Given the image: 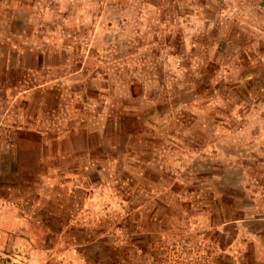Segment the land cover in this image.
I'll return each instance as SVG.
<instances>
[{
  "label": "rangeland",
  "instance_id": "obj_1",
  "mask_svg": "<svg viewBox=\"0 0 264 264\" xmlns=\"http://www.w3.org/2000/svg\"><path fill=\"white\" fill-rule=\"evenodd\" d=\"M0 264H264V0H0Z\"/></svg>",
  "mask_w": 264,
  "mask_h": 264
}]
</instances>
